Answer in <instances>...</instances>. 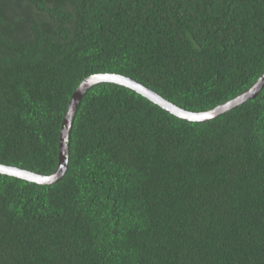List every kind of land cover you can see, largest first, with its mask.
I'll list each match as a JSON object with an SVG mask.
<instances>
[{
  "label": "trees",
  "instance_id": "1",
  "mask_svg": "<svg viewBox=\"0 0 264 264\" xmlns=\"http://www.w3.org/2000/svg\"><path fill=\"white\" fill-rule=\"evenodd\" d=\"M98 75L221 107L264 75V0H0V166L52 176ZM0 264H264V87L203 123L90 88L59 182L0 175Z\"/></svg>",
  "mask_w": 264,
  "mask_h": 264
},
{
  "label": "water",
  "instance_id": "2",
  "mask_svg": "<svg viewBox=\"0 0 264 264\" xmlns=\"http://www.w3.org/2000/svg\"><path fill=\"white\" fill-rule=\"evenodd\" d=\"M109 83L115 84L127 89L134 91L136 94L147 99L151 103L157 105L162 110L173 115L174 117L196 123L208 122L216 119L217 117L225 114L226 112L238 107L239 105L251 100L257 96V94L264 87V75L257 81V83L249 89L246 93L239 96L238 98L218 107L212 111L203 114H192L185 112L172 104L168 103L152 91L146 89L145 87L135 83L130 79L115 75H98L86 79L80 87L73 94L72 99L68 106V111L65 114L59 141V161L57 171L49 177H43L36 174L28 173L26 171H21L15 168L0 166V175L8 176L16 179H20L29 183H34L41 186L52 185L59 182L66 174L68 170L69 163V136L72 127V122L82 97L85 93L95 85Z\"/></svg>",
  "mask_w": 264,
  "mask_h": 264
}]
</instances>
